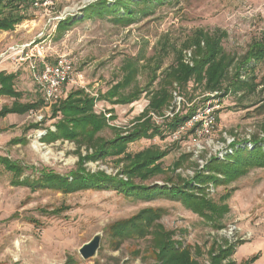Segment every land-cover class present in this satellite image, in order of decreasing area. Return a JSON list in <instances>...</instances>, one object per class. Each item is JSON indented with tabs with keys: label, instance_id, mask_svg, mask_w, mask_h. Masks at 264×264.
I'll return each mask as SVG.
<instances>
[{
	"label": "rangeland",
	"instance_id": "374dc122",
	"mask_svg": "<svg viewBox=\"0 0 264 264\" xmlns=\"http://www.w3.org/2000/svg\"><path fill=\"white\" fill-rule=\"evenodd\" d=\"M96 1L60 0L54 11L58 13L66 9L70 17L80 20L82 9ZM27 14L29 22L23 21L5 34L0 32V53L8 46L30 43L42 31L45 21L34 16L32 8ZM198 31L224 34L221 40L224 52L240 62L254 44L264 39V0H165L160 5L148 7L142 14L137 13L129 27L115 24L108 15L77 21L64 33L53 34L47 40L46 52L49 61L60 56L71 59L75 70L82 74L88 92L95 96L121 80L122 66L127 61L136 62L138 77L135 84L146 90L150 70L161 62L156 72L158 79L148 89L151 91L156 89L162 72L174 64L178 50H182L184 63L186 53H191L193 66L194 51L182 47ZM27 68L28 64L17 68L8 62H0V70L19 72L15 88L23 94L19 100L21 103L35 102L40 98ZM239 74L238 79L245 84L239 91L228 87L232 77L235 78L231 67L223 84V88L227 87L226 92H204L196 88L193 93L195 87L189 83L185 95L173 93L172 105L164 111V117L149 114L157 125L155 117L162 118V123L167 113L172 116L165 119H171L174 115L187 113L193 105L197 109L209 106L215 122L208 136L194 141L189 130H179L174 134L166 133L162 139L137 141L129 145L127 152L133 155L149 146L165 150L168 153L161 163L163 169L170 172L180 156L192 154L189 166L172 174L183 180H189L195 171L210 159L218 158L220 153L229 155L238 148L250 151L255 147L264 152V64L252 61L240 69ZM71 88L76 89H68ZM191 96L193 100L190 102ZM147 99L148 95L143 93L130 105L112 106L96 102L94 111L113 109L116 117L110 125L129 129L146 108ZM12 102V99L0 97V108ZM54 122L56 119L51 118L50 108L43 107L26 115L8 114L0 121V159L37 171L48 169L69 176L77 162L75 145L41 141L47 128L54 131ZM36 123H40L38 129L26 131ZM100 135L106 139L112 137L109 130ZM17 138H25L26 143H12ZM81 151L85 154L83 149ZM121 167L114 166L113 160L85 164L89 172L102 170L106 175L127 180L118 175ZM16 172L0 163V264H156L146 252L148 239L133 238L114 250L115 245L108 233L112 224L145 208L164 210L160 223L166 230L176 232L175 240L191 246L193 258L200 264H210L207 255L210 248L237 242L243 243L237 245L230 260L236 264H264L263 169H252L227 186L209 187L207 198L215 203L226 191L233 190L226 201L229 211L219 222L220 230L212 229L179 202L164 198L152 202L136 201L115 191L63 194L34 189L21 181L37 177V172L24 169L20 178ZM164 178L159 175L143 182L134 180V183L148 187L170 186L172 183ZM56 210H59L58 214L50 213ZM98 234L101 235V244L96 256L83 260L79 249ZM197 249L200 250L199 257L194 254Z\"/></svg>",
	"mask_w": 264,
	"mask_h": 264
},
{
	"label": "trees",
	"instance_id": "16d2710c",
	"mask_svg": "<svg viewBox=\"0 0 264 264\" xmlns=\"http://www.w3.org/2000/svg\"><path fill=\"white\" fill-rule=\"evenodd\" d=\"M165 0H97L85 6L81 11V18L74 20L67 17L57 26V33H64L65 30L74 25L77 21L91 18H101L105 15L112 16V21L122 27H129L136 19L137 13H144L150 6L160 5ZM31 8V0H0V32L13 30L14 26L23 21H28L27 14ZM138 9V11H137ZM222 33L210 34L198 31L191 36L182 49L194 51L193 66L185 64L182 60V50L176 52L175 62L172 66L162 72L155 90L149 91V87L158 79L156 72L160 69L158 62L150 70L146 90L135 84L138 77L136 62L127 61L122 66L123 76L121 80L112 85L103 94L91 97L81 89H65L63 96L50 107L51 118L56 119L53 130L46 129L41 141L47 144L57 141L73 143L77 155L76 167L69 173V176H61L55 172L42 169L35 170L31 167H22L17 162L8 159H0V163L15 170L20 178L24 169H31L37 172V177L24 178L21 183L32 186L34 189L52 190L63 194H73L84 191H115L125 197L136 201L152 202L160 198L181 203L187 210L202 218L211 225L214 230L222 229L220 220L228 213L229 208L226 201L232 195L233 190L226 191L215 203L207 198L209 187L216 188L220 185H229L246 175L252 169L264 170V152L261 148L253 150L237 149L222 159L212 158L205 166L195 171L189 180L173 176L177 169L189 166L192 154H184L173 164L170 172L162 167V159L167 156V151L160 150L156 146H149L135 154L127 152L130 144L141 140H153L164 138L166 133L174 134L179 128L198 110L192 106L185 114L174 115L171 119H165L160 125H155L149 116L154 113L157 117H164L174 99L173 93L185 95L189 83L204 92L227 91L223 88L231 67L234 69V77L231 84L234 91H239L245 85L239 80L240 69L245 68L249 63L260 62L264 64V39L254 44L239 62L226 54L221 46L224 37ZM28 70V68H27ZM29 72V70H28ZM30 74V72H29ZM19 78V72L0 71V97L12 99L10 105H3L0 108V121L8 114L26 115L30 112H37L46 105L42 100L40 92L36 89L40 98L35 102L21 103L19 100L23 94L17 91L15 84ZM143 93L148 95L146 108L133 120L131 127L118 128L110 125L114 121V110L95 112L96 102H105L112 106L130 105L138 101ZM192 96L189 101L191 102ZM109 115V117H107ZM218 119V115L216 116ZM40 123L33 124L27 129H38ZM109 130L112 137L104 138L100 134ZM194 130H190L192 134ZM14 144H24L25 138H17L12 141ZM255 145L257 141L254 140ZM85 151V154L81 150ZM113 160L114 166L122 165L118 175H123L127 180L118 178L117 175L109 176L104 171L89 172L85 168L88 162H106ZM20 172V173H19ZM165 176V181L172 183L170 186H143L134 183L150 180L156 176ZM58 214L59 210L50 212ZM164 210L145 208L132 217L117 221L112 224L108 233L114 250L126 241L136 239H148L147 253L153 257L156 264H200L192 256L191 246L183 245L181 241L175 240L174 231L166 230L160 223ZM230 244L223 247H212L208 250V261L210 264H236L230 260L234 255L237 245ZM196 257L200 256V250L194 252Z\"/></svg>",
	"mask_w": 264,
	"mask_h": 264
},
{
	"label": "built area",
	"instance_id": "2783aa9c",
	"mask_svg": "<svg viewBox=\"0 0 264 264\" xmlns=\"http://www.w3.org/2000/svg\"><path fill=\"white\" fill-rule=\"evenodd\" d=\"M59 1L60 0H31V8L35 13L34 16H39L38 18L45 21L44 28L36 35V39L30 43L9 46L4 52L0 53V62H8L17 68L21 67L23 64H28L30 77L34 86L40 92L46 109H49L61 99L67 87L81 89L91 97H97V95L95 96L88 92L82 74L75 70L71 59L66 56H60L53 61L48 60L46 52L47 42L52 38V35L56 33L58 24L69 17L66 9L58 13L54 11V6ZM33 20L34 19L31 21ZM185 57V64L192 66L190 61L191 53L187 52ZM171 116V113H167L165 118ZM107 117H109V115H107ZM154 119L157 125L161 124L162 118L155 117ZM214 122L212 108L204 106L198 109L179 130L180 132L184 130H194L193 140L196 141L210 134ZM217 156L222 159L224 155L220 153ZM106 172L109 174L112 173Z\"/></svg>",
	"mask_w": 264,
	"mask_h": 264
},
{
	"label": "water",
	"instance_id": "95a60500",
	"mask_svg": "<svg viewBox=\"0 0 264 264\" xmlns=\"http://www.w3.org/2000/svg\"><path fill=\"white\" fill-rule=\"evenodd\" d=\"M45 135V134H44ZM101 235H95L89 242L82 245L79 249V255L85 261L94 258L100 249Z\"/></svg>",
	"mask_w": 264,
	"mask_h": 264
},
{
	"label": "crops",
	"instance_id": "0c3cea01",
	"mask_svg": "<svg viewBox=\"0 0 264 264\" xmlns=\"http://www.w3.org/2000/svg\"><path fill=\"white\" fill-rule=\"evenodd\" d=\"M2 33L5 34V32H2ZM8 47H9V46H8ZM8 47H7V48H8ZM4 70H5V69H1L0 71H4ZM11 73H12V72H11ZM68 88H70V87H67V88H66V91L69 90ZM109 110H110V109H109Z\"/></svg>",
	"mask_w": 264,
	"mask_h": 264
}]
</instances>
